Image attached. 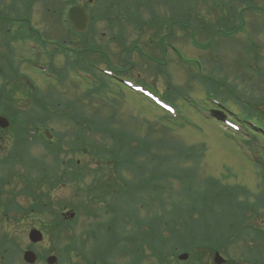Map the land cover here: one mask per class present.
Segmentation results:
<instances>
[{"label":"rangeland","instance_id":"obj_1","mask_svg":"<svg viewBox=\"0 0 264 264\" xmlns=\"http://www.w3.org/2000/svg\"><path fill=\"white\" fill-rule=\"evenodd\" d=\"M65 1L67 2L65 8L62 4L63 0H58V2L56 0L52 3L53 5L48 3L47 6L52 10L55 6L56 13L48 11L47 7L42 9L35 6L33 25L43 31L45 36L48 35L50 41H56V39L65 37L67 34V6L72 4V0ZM128 1L131 2V0ZM223 1L146 0L147 3L151 4L137 6V9L140 10L139 15L144 21H150L152 18L149 9L153 15L161 16L162 19L169 16L176 17V14L184 13L183 17H185V22H188L189 34L186 35L182 29L175 28L174 52L169 47L166 54L167 62L163 64V61L159 59L162 56L161 52L154 47V45H157L156 43L152 45L154 52L151 51L150 46L143 47L144 40H149V34L153 33V30L145 34L142 29V35L145 34L144 38L140 39L142 40L143 45L140 44L143 50L147 53L152 52L153 55L159 58L154 62H149L148 59H141L134 53L131 61L136 63L137 66L132 69V72H126L124 76L133 80L134 83L139 82L144 88L152 91L153 95L158 94L161 98L175 104L180 113V119L177 123L182 126L173 127L169 134L172 139L185 145H194L201 148V150L204 148L203 157L198 161V164L189 160L188 163L183 162L181 166H199V182L210 178L226 185L246 187L253 197L254 193L260 189H258L259 184L262 185L263 183L256 164L264 160V137L257 133L259 131L254 126L255 124L257 126L262 125L264 128V15L259 14V10H257L256 13L250 12L248 18L243 13L242 7L237 10L234 7L235 5L228 8L227 5L223 4ZM79 2L82 3L83 0H78L77 3L80 4ZM98 2L100 3V1ZM171 6L176 12L174 15ZM63 8L64 12L61 16ZM129 8L132 10L133 6ZM261 11L264 12V8ZM193 18L201 19V22L197 23L195 27L192 26ZM188 19L190 20L188 21ZM249 19L253 22L251 23ZM114 22L115 27L110 26L108 21L97 22V35L94 37V45L100 49H106L110 56L111 65H116L118 69H121L120 58L123 56L121 55L123 49L121 43L123 41L122 36L120 41L118 39L119 24L116 21ZM125 25L126 44L129 45L131 41L136 39L135 32L139 29L132 23L125 22ZM201 26L204 29H201ZM193 28H198L195 30L197 32L196 36ZM122 33L124 34V30H122ZM113 35H115L114 40H112ZM89 36L90 38L93 37L92 31ZM70 38L76 42L81 40L74 37ZM69 45L74 46L70 43ZM52 50L44 48L43 51L38 53L34 49L23 50L20 57H18L19 59H15L11 63L14 67L20 68L24 76H28L31 79L30 81L39 86L42 91H47L50 85L58 91L60 90L63 100L82 98L83 94L90 88L89 85L95 84L100 88H104L102 90L107 89L108 91L105 94L103 93L102 96H85V104L91 108L102 107L103 116H109V106L116 104L118 106L116 110L117 117H119L118 123L126 126L127 130L136 132L139 135L146 134L147 127L151 125L150 123L147 124L148 121L156 123L160 118H167V115L150 103L146 97L121 84L119 82H122L121 79L105 76L104 69L107 68V64L100 60L98 54L91 55L92 59L100 61V64L96 67L97 70L77 74L72 71L76 67L72 63V54L67 53L65 56L64 53H57L52 57ZM170 57L172 59H169ZM0 63L7 67L10 61L0 59ZM41 68H45L47 72L42 71ZM53 70L57 71L58 74ZM47 73H55L56 80L61 79L60 77L65 74L64 86L58 84L56 80L49 79L50 77L47 78ZM11 75L14 78H10L6 82L11 88L18 89L16 95L20 97L18 99L22 100L17 105L20 107L29 106V102L25 100L28 92L21 86L26 78L14 73ZM246 106H249V109L254 110V112L256 109L257 114L262 118L260 121L255 112L254 126L236 118L238 115H243L242 110ZM220 107L225 108L220 110L224 112L227 120L239 125L240 130L238 128L231 129L225 122L210 116V111L219 110ZM173 116L176 117V115ZM14 125V127L0 133V157L9 153L14 143V133L18 126L17 124ZM113 127L121 128L122 126L117 124ZM48 128L64 130V128L57 127L54 123H49ZM95 137L100 139L98 135H95ZM28 147L31 148L32 146L29 145ZM31 153L40 157L46 155L44 143L38 142L34 145ZM67 157L69 155H64L65 159ZM74 158L81 162L86 160L81 153L74 154ZM2 169L4 170L6 167ZM17 169H19L17 176L10 178V184L5 186V193L1 198L3 211L0 209V232H9L10 235H16L22 251L13 255V261L7 262L5 260L0 264H26L23 260V251L27 248L32 249L37 254L38 261L35 264H47L46 258L49 255L58 258L56 264H96L94 254L96 257L97 255H104V248L110 242L109 235L111 234L106 229L117 227L115 234L120 236L122 233L121 227L118 224L116 225V220L112 219L113 214L107 213L105 209H99L100 205L95 204L90 196L85 197L78 194L79 190L75 192V185L64 182L50 195V201L53 207L60 211L68 209L77 212L78 218L75 217L69 220L68 217L69 221H66L61 229L50 226L52 222L56 221L48 215L42 216V219L35 218L32 215L17 222L13 220L11 214L3 215L4 206L11 200L5 198L8 196L9 189H14L17 192L25 182L24 177L21 176L25 174L24 167L18 165ZM104 169L107 170V167ZM94 173L98 178L104 172L99 170ZM8 174L6 172L3 176H8ZM91 177L86 178V184L93 182ZM82 187L87 188L88 186L83 184ZM42 188L44 187L42 186ZM179 188H181V184L173 181V188L163 195L164 198L168 199L170 193L173 194V198H178L180 196L177 195ZM87 189L91 191L94 187H88ZM44 190L46 189L44 188ZM18 202L25 207H29L31 204L24 196L19 197ZM133 205L135 203L132 202L131 198L123 199L119 203L121 213L123 210L133 209ZM140 206L137 205L139 208L138 215L140 217L147 216L149 213L147 208ZM60 207H63V209ZM86 209L97 212L98 216H86ZM233 212L238 213L237 207L233 209ZM253 222H255V219ZM257 223L264 226V215L258 216ZM32 228L44 232L45 237L41 243L36 245L30 243L28 234ZM131 229L132 226L127 227L128 231ZM117 235L113 234L111 238H115ZM96 239L98 240L96 241ZM113 248L118 250L121 248V244ZM250 248L252 250L263 247H260V243L251 242L248 234L242 235L241 243H236L229 249L232 259L230 260L226 255H222L228 260L227 264H261L257 262L258 260L253 262ZM243 250L245 253H243ZM184 252L187 251H180V253ZM187 253L190 259L191 254L190 252ZM147 254L149 255L144 258L142 264H158L151 256L150 251H147ZM177 255L168 256L170 264H190L188 263L189 259L185 262L179 261ZM203 256L204 261L208 264H214L212 254L205 252ZM111 264H132V258L117 256L113 258Z\"/></svg>","mask_w":264,"mask_h":264},{"label":"trees","instance_id":"obj_2","mask_svg":"<svg viewBox=\"0 0 264 264\" xmlns=\"http://www.w3.org/2000/svg\"><path fill=\"white\" fill-rule=\"evenodd\" d=\"M141 4H145L144 1L100 0L92 11L88 34L91 31L93 36L97 33L99 21H108L112 27H115L116 21L119 24L120 41L121 36H124L122 30L125 29L126 21L134 22L138 28L152 25L157 19L153 13L149 23H141L144 20L137 9ZM130 6H133L132 10ZM183 26L184 23L180 27ZM158 32L155 31L154 35ZM82 45L79 53L83 65L81 68L88 71L92 68L90 56L96 50L84 38ZM100 58L105 63L109 59L102 51ZM120 62L122 69L131 70L123 56ZM10 78H14L11 73H0V112L11 119V127L14 124L18 126L9 153L0 157V171L6 167L4 170L9 173L8 176L0 175L1 210L4 186L10 184V178L18 173V165L25 169V174L21 175L25 182L18 192L8 191L12 197H8L11 200L4 206L3 215H29L34 212L38 217L48 215L56 221L50 226L61 229L66 221L60 210L53 207L50 195L64 182L71 183L76 187L75 192L79 190L78 194L90 196L95 204L100 205L99 209L116 213L115 223L122 230L119 236L115 234L117 227L106 229L109 234L117 236L111 238L109 235L110 242L104 248V255L96 257L94 254L96 264H111L113 258L127 255L132 257V264H142L149 255L147 251L158 264H170L168 256H176L180 251L190 252V264H208L203 259L204 253L212 254L216 250L231 260L230 247L240 244L242 235L247 234L251 242L260 243V247H263L250 248L253 262L258 260V263L264 264V226L257 223L258 216L264 215V161L257 164L263 183L253 197L246 187L230 186L210 178L199 182V166L181 165L189 160L198 164L204 148L201 150L172 139L169 134L174 124L170 115L160 118L156 123L148 121L147 124L151 125L147 127L146 134L139 135L118 123L116 104L109 106V116L102 115V107L91 108L85 104V96L96 97L104 93L100 88L87 89L82 98L77 100H63L60 90L51 85L47 91H42L39 87L32 90L24 83L28 89L25 100L29 106L20 107L17 104L22 99L16 95L18 89L9 87L6 82ZM60 78L57 83L64 86L65 76ZM249 108L246 106L243 109L244 118H252L254 110ZM49 123L64 130L52 128L54 140L46 142V155L35 156L31 149L42 141L39 130L49 127ZM117 124L122 127H113ZM0 132L5 131L0 129ZM95 135L100 136V139ZM29 145L32 147L29 148ZM76 153H81L87 159L84 162L75 159ZM64 155L69 157L65 159ZM92 160L97 161L96 169L91 167ZM99 170L104 173L97 178L94 172ZM89 176H92L94 185L93 182L86 184ZM173 181L181 184L177 193L180 196L175 199L170 193L165 199L163 195L173 188ZM83 184L94 189L89 191L88 187H82ZM22 195L31 203L30 207L18 203L17 198ZM125 198H131L135 205L133 209L121 213L119 203ZM137 205L146 207L148 215L140 217ZM236 207L238 213L233 212ZM85 215L93 217L98 216V213L86 209ZM130 226L132 229L128 231L127 227ZM1 232L0 262L13 261V255L22 251L18 237ZM119 244L121 248H113Z\"/></svg>","mask_w":264,"mask_h":264},{"label":"flooded vegetation","instance_id":"obj_3","mask_svg":"<svg viewBox=\"0 0 264 264\" xmlns=\"http://www.w3.org/2000/svg\"><path fill=\"white\" fill-rule=\"evenodd\" d=\"M64 1L65 0H63L62 4H64ZM36 4L44 9L42 6L43 0H9L8 2L6 0H0V59L10 61L7 67L0 65V71L15 72L18 68L13 67L11 62L15 59H19L18 57H20V53L23 50L29 49L30 41L35 37L39 38L42 36V32L40 30L35 31L33 25ZM223 4L227 5L228 8L233 7V5H235L234 7L243 6L244 12L248 18L250 12H255L264 8V0H224ZM82 5L86 7H88V5L90 6L88 0H83ZM53 12L56 13L57 11L54 10ZM60 15L62 16L63 12ZM249 21L251 23L253 22L251 19H249ZM170 27L169 40L172 45V43H174L173 25L171 24ZM165 35L162 40H159V46L156 45L157 49H159L161 42L164 43L167 40L168 37H165ZM136 47L137 50L142 49L139 45H136ZM150 49L154 52L153 46H150ZM165 51H168L167 47ZM139 52L140 51H138V54H140ZM15 73L20 74L21 72Z\"/></svg>","mask_w":264,"mask_h":264},{"label":"water","instance_id":"obj_4","mask_svg":"<svg viewBox=\"0 0 264 264\" xmlns=\"http://www.w3.org/2000/svg\"><path fill=\"white\" fill-rule=\"evenodd\" d=\"M91 2L93 0H90ZM70 22L72 24V27L77 31V32H85L88 27V22H89V15L86 13V11L83 8H80L78 6H75L70 9ZM215 114L220 118L224 119L225 117L223 116V113L221 112H215ZM9 121L6 117L0 115V128H8L9 127ZM48 133V131L46 132ZM71 218L75 216L74 213L70 214ZM29 238L33 243H38L43 240V234L41 231L37 229L31 230L29 234ZM188 258V254H182L180 256V259L186 260ZM24 260L29 263V264H34L37 260V255L30 250H27L24 252ZM215 262L216 264H223L225 262V259L219 254L216 253L215 255ZM49 264H55L57 261V258L55 256H50L47 259Z\"/></svg>","mask_w":264,"mask_h":264}]
</instances>
